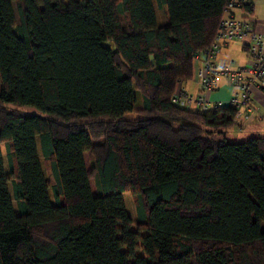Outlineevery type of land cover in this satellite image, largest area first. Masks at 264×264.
<instances>
[{"label": "trees", "instance_id": "16d2710c", "mask_svg": "<svg viewBox=\"0 0 264 264\" xmlns=\"http://www.w3.org/2000/svg\"><path fill=\"white\" fill-rule=\"evenodd\" d=\"M226 1L0 0V264H264V136L171 101Z\"/></svg>", "mask_w": 264, "mask_h": 264}, {"label": "built area", "instance_id": "2783aa9c", "mask_svg": "<svg viewBox=\"0 0 264 264\" xmlns=\"http://www.w3.org/2000/svg\"><path fill=\"white\" fill-rule=\"evenodd\" d=\"M246 0H227L223 14L219 20L215 35L204 49V57L195 56L194 61H200L194 68L195 77L200 86L198 93H190L181 87H176L171 95V101L177 105L191 108L196 106L206 110L223 106L220 102L209 99V92L214 88L218 75L227 77L234 85V90L228 105L235 108L234 120L237 121L244 111L253 109L252 93L256 88L264 87V28L257 30L248 17L238 16L233 10L240 8ZM242 39L250 57L244 65L235 64L233 58L221 63L215 60L217 51L231 39Z\"/></svg>", "mask_w": 264, "mask_h": 264}, {"label": "crops", "instance_id": "0c3cea01", "mask_svg": "<svg viewBox=\"0 0 264 264\" xmlns=\"http://www.w3.org/2000/svg\"><path fill=\"white\" fill-rule=\"evenodd\" d=\"M253 2V11L248 18L251 20L257 30L264 28V0H251ZM233 13L242 16L243 11L239 8L233 10ZM204 57V53L200 54V58ZM229 58L235 60V64L244 65L249 62L250 57L245 47V41L242 39H231L224 46H222L215 55V60L225 63ZM200 61H194V68ZM214 88L208 93L209 99L214 102H220L223 106L228 105L230 97L232 96L234 85L230 80L223 76L218 75L215 78ZM177 87H181L183 90L190 93H198L200 86L195 77V73L192 78L181 81L177 84ZM251 104L253 109L250 111H244L243 115L237 119L235 125L239 131L246 129L251 130L250 134L253 136H264V87L254 89L251 98ZM196 106H192L190 109H195ZM214 107L210 105L206 110H212ZM258 125H261L258 128ZM228 133V132H227Z\"/></svg>", "mask_w": 264, "mask_h": 264}, {"label": "rangeland", "instance_id": "374dc122", "mask_svg": "<svg viewBox=\"0 0 264 264\" xmlns=\"http://www.w3.org/2000/svg\"><path fill=\"white\" fill-rule=\"evenodd\" d=\"M104 43L106 45L113 46V42L111 40H105ZM8 105H12V104H8ZM22 109L23 110L36 111V113H37L36 108H34L33 106H22ZM124 118L129 119V120H136L138 118H142V116L137 113L136 109H134L133 111H129V113H126L124 115ZM260 126L261 125H258V128ZM250 131L251 130L246 129V130L241 132L238 130V127L234 124V125L230 126L228 129V133H227L228 141H230V142L247 141L252 137V135L250 134ZM2 148H3V145H2ZM4 154H5V152H4ZM86 161H87V166L89 168L90 162H89L87 157H86ZM238 174L244 178V182H245L246 186L248 187L250 194L254 198H256L257 195H256L255 182H254L253 172L250 169V167L246 164L240 165L238 167ZM92 188H93V191L95 192V185L93 182H92ZM122 196H123V199H124V202L126 205L127 212L131 216V218L133 219V221L135 223L137 221V214H136L134 197H133L132 193L129 191H125ZM131 229L136 230L135 224L132 225ZM142 235H145V232L142 233ZM138 254L141 255L142 252L138 251Z\"/></svg>", "mask_w": 264, "mask_h": 264}]
</instances>
